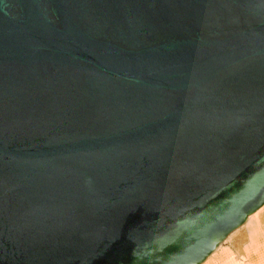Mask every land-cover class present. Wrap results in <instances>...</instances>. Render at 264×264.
Wrapping results in <instances>:
<instances>
[{
  "label": "water",
  "instance_id": "95a60500",
  "mask_svg": "<svg viewBox=\"0 0 264 264\" xmlns=\"http://www.w3.org/2000/svg\"><path fill=\"white\" fill-rule=\"evenodd\" d=\"M264 205V0H0V264H202Z\"/></svg>",
  "mask_w": 264,
  "mask_h": 264
},
{
  "label": "rangeland",
  "instance_id": "374dc122",
  "mask_svg": "<svg viewBox=\"0 0 264 264\" xmlns=\"http://www.w3.org/2000/svg\"><path fill=\"white\" fill-rule=\"evenodd\" d=\"M257 216L260 219V228L259 230L255 231V236L258 240H260V245L253 244L252 239L254 233L252 230H254L256 225L247 223V220L246 223L233 231L224 241L218 245L216 248V250H218L214 255V259L219 257L222 258L223 251L229 249L232 250L238 258H243L247 261H253L256 263L260 247H262L264 244V209H262Z\"/></svg>",
  "mask_w": 264,
  "mask_h": 264
},
{
  "label": "bare ground",
  "instance_id": "6f19581e",
  "mask_svg": "<svg viewBox=\"0 0 264 264\" xmlns=\"http://www.w3.org/2000/svg\"><path fill=\"white\" fill-rule=\"evenodd\" d=\"M262 209H264V205L259 210H257L253 214H251L248 218V221H247V223H252V224L256 225L254 230H252V232L254 233L253 239H252L254 245L255 244L260 245V243H261V242H259L260 240H258L257 237L255 236V231L259 230V228H260V219L257 215ZM256 227H258V228H256ZM217 250L213 254H211L206 259V261H204L202 264H264V244L262 245V247H260L256 263L253 261H247L243 258H241V259L238 258L236 256V254L232 250H229V249L223 251L222 258L219 257V258L214 259V255L217 253Z\"/></svg>",
  "mask_w": 264,
  "mask_h": 264
}]
</instances>
